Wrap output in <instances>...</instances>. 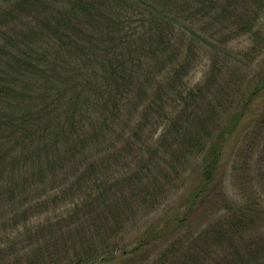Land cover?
<instances>
[{
  "label": "trees",
  "instance_id": "16d2710c",
  "mask_svg": "<svg viewBox=\"0 0 264 264\" xmlns=\"http://www.w3.org/2000/svg\"><path fill=\"white\" fill-rule=\"evenodd\" d=\"M2 22L0 68L14 75L1 70L0 104L22 83L37 99L49 91L36 104L14 95L24 104L17 118L0 110V147L8 146L0 182L9 183L8 223L17 233L0 248V264H222L216 256L264 264V155L262 195L246 193L237 167L239 192L214 190L241 123L255 118L245 149L264 137V0H16ZM247 36L254 47L235 56L217 43ZM194 38L211 65L186 89ZM185 174L182 186L195 181L183 212L199 205L220 216L199 234L175 230L164 242L165 232L140 223ZM68 200L73 210L40 221ZM180 212L170 222L166 210L167 225H181Z\"/></svg>",
  "mask_w": 264,
  "mask_h": 264
},
{
  "label": "rangeland",
  "instance_id": "374dc122",
  "mask_svg": "<svg viewBox=\"0 0 264 264\" xmlns=\"http://www.w3.org/2000/svg\"><path fill=\"white\" fill-rule=\"evenodd\" d=\"M15 1L16 0H0V13H2L4 9L9 7V3L15 2ZM222 26L224 25L221 24V27H220V25L217 24L216 28L226 30ZM6 29H7V24H5V22L0 23V45L4 43V40H2V37H3L2 34L3 32H5ZM195 29L197 30L198 28H195ZM179 31L181 35L185 33H189V30H182V31L179 30ZM223 35L224 34L222 33L217 37L220 38ZM194 41L195 43L192 45V51L185 52L187 60L190 61V65H189L188 71L186 72L184 76V82H183L184 87H186V89L187 88L193 89L198 83L203 82V78L207 74V71L209 70L210 65H211V54L209 53V51H206L205 44L201 42L198 38H194ZM188 42H189V38L186 39V44ZM217 43L220 44V47L222 50L235 56L240 52L251 50V48L254 47V44L256 43V41L251 36H247V37H242V38H236L232 41H229V43H226V41L219 42V40ZM249 57L250 59L252 58L251 55H249ZM253 66L255 65L253 64ZM2 69L3 67L0 68V79L3 76V73L1 72ZM4 69H6L10 75H14L11 68L4 67ZM18 82H21V79ZM22 84L18 85L16 89L17 91L9 93L8 106H6V102L0 104V110L5 111L7 114H9L11 117H14V118H17L21 114H23L22 110L24 107L23 102H17V101L15 102V100L13 99L14 95L23 94L24 96L29 97V98H32L33 96L32 100H34V103L36 104V103H40L41 98L44 95H46L47 92L49 91V90H43V92L39 95L37 99L36 98L37 94L35 92H29V91L22 92L24 91ZM5 85L7 87H13L15 84L13 83V81L8 80V81H5ZM27 100H31V99H27ZM138 119H140V117H138ZM251 120L255 121V118L249 117L247 120L243 121L241 123L240 129L238 130V132H236L226 144L225 156L222 158L223 160L221 164L222 167L220 171L218 172V175L216 176V180H215L214 190L216 192L223 191L224 194L230 197H234V195H236V193L239 192L236 189V187L239 184H238V181H236L235 175H234L235 174L234 170L237 167L238 175L242 176L243 178V180L240 181L241 185H243L244 188H246L245 189L247 190L246 193H248V195L250 194L257 195L258 197L262 195L263 193V185L260 184L262 172L261 170H259V165H258L259 163H257V161L259 160L260 156L264 155V137H260L258 138V140L253 139L251 142L252 144L250 145L251 148L249 149H245L243 147L244 143L242 142L243 134H245L246 131L248 132L255 128V125H251V124H255L254 122L251 123L250 122ZM250 126L252 129H250ZM118 127L121 129V124L118 125ZM149 127L152 128V126H149ZM116 132L119 137L121 132L118 130ZM159 132L160 130H158V133H156L154 137L158 136ZM262 132H264V130H262ZM254 136L256 137L257 135H254ZM248 141L250 142L251 140L249 139ZM117 144H118V147L122 146L120 142H118ZM146 144L147 145L152 144L154 146L155 139L151 138L149 140H146ZM0 149L7 150L8 146L0 147ZM252 150H254L257 154L252 155L251 153H249ZM263 173H264V168H263ZM186 176L187 174L181 176L180 178L176 177V180L169 188L170 190L169 196L166 199V201L163 202L164 205L161 206L159 209H157V211L151 216H148V217L144 216L143 218L145 219H143V221H141L140 223V228L142 227V229H144L145 227L149 225L148 227L155 226L158 229H160L159 231L165 232V236L168 238L163 240L164 242H166V240L168 242H171L174 240V238H172V236H174L172 235V233L175 230L176 232L177 230H181V234L183 233L199 234L209 224L210 221H214L220 216L219 213L215 211L214 209H208L205 212L204 208H200L199 205H196L194 207L193 213L191 214H188L185 211L183 212L182 208L186 207L185 204H187V202L189 201V199L187 198L188 192L193 187L192 184L195 181V177L192 179H188L186 180L184 186H182V182ZM74 178L75 177H73L72 180L68 184H66V187L71 186V183L73 182ZM50 185L51 184H48V187ZM8 187H9V183L3 184L0 182V195L2 194V197H3L2 199H0V248L3 245L5 246L9 244L8 242L11 240L12 235L17 236L16 232H13L11 234V230L13 227L10 226V223H8V219L11 218L12 216V215L10 216L7 213L9 209ZM53 193L55 192H50L49 194H53ZM46 195L48 196V194ZM179 208L181 210L180 212L182 214L181 216L184 217L185 215H187V218L182 222L181 225H179L174 220H173V223H169V225H167L168 223L166 222V217L164 216L166 213V210L168 211L169 215L171 214L170 216L167 215V217H169L170 222H172L171 220L173 219L174 215L176 214ZM70 209L73 210V204L71 200H68L65 203H60V205L50 206L48 208V211L50 213L48 214L44 213L45 215H42V217H40L41 218L40 221H44V219L47 217L55 218L61 213L69 211ZM36 218L37 217H35V219ZM142 232L143 231H141L140 233ZM132 234H137V229ZM156 241L155 243L153 242L151 243L158 244ZM148 246H150V243L147 245V248H149ZM147 248L146 246L144 247V249H147ZM141 256L142 255L140 254H137L136 256L132 255V258L136 259V258H140ZM215 259L220 261L222 264H228L226 261H223V259L220 256H216ZM144 262L145 261H140V262L136 261V263L134 264H145ZM118 264H130V263L128 261L127 262L120 261L118 262Z\"/></svg>",
  "mask_w": 264,
  "mask_h": 264
}]
</instances>
